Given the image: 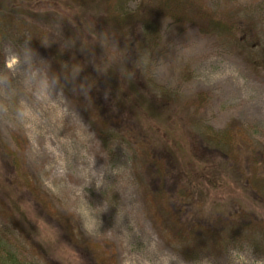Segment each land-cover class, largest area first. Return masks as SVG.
<instances>
[{"label":"rangeland","instance_id":"1","mask_svg":"<svg viewBox=\"0 0 264 264\" xmlns=\"http://www.w3.org/2000/svg\"><path fill=\"white\" fill-rule=\"evenodd\" d=\"M195 1L237 23V33L207 36L193 26L158 20L150 26L142 62L131 63L133 76L124 60L128 54L106 33L103 7H89L95 18L88 21L70 0H0V264H264V248L247 242H227L197 259L169 246L147 200L157 182L140 171L132 143L101 112L172 95L194 127L221 131L239 125L264 146V0ZM117 5L126 13L143 12L139 0ZM79 23L82 35H73L72 25ZM133 29L137 38V24ZM81 44L95 49L92 65L105 87L90 80L114 92L113 103L105 94L93 105L80 96L81 74L71 68L81 61L74 52ZM197 96L201 104L194 102ZM140 109L139 123L153 126L149 135L157 149L164 135L178 136L158 114L143 104ZM181 160L184 168L188 162ZM195 172L188 180L195 195L206 197V212L229 199L226 175ZM25 179L46 205L24 188ZM204 180L221 187L210 189ZM163 193L170 197L167 188ZM170 204L183 209L176 199ZM188 211L184 207L181 217Z\"/></svg>","mask_w":264,"mask_h":264},{"label":"trees","instance_id":"2","mask_svg":"<svg viewBox=\"0 0 264 264\" xmlns=\"http://www.w3.org/2000/svg\"><path fill=\"white\" fill-rule=\"evenodd\" d=\"M70 1L88 21L95 18L94 14L89 15V7H103L104 14L101 21H104L106 33L114 35L119 48H124L128 54L129 59L125 55L124 60L127 61L133 76L136 74L131 69L133 68L131 63L140 61V58L145 55L152 32L150 26L153 23L155 25L158 20H168L179 26H193L207 36L214 34L231 36L238 31L237 23L227 22L223 14L217 17L218 13L206 9L195 0H139L143 6L142 13L122 11L117 5V2L122 0ZM227 17L230 16L227 15ZM136 24L139 31L137 38L132 33ZM81 26V23L72 25L73 35H82L80 34ZM243 32L246 35L247 31ZM74 48L77 58L81 57L80 63L77 62L76 66L71 68L72 71L81 74V77L77 76L76 79L79 87H82L80 96L93 105L100 104L105 94V98H109V102L113 103L114 92L97 89L104 84L92 65L91 52L95 49L82 44ZM61 62L62 57L59 60V63ZM64 65L68 67L66 61ZM141 71L142 69L137 72L141 73ZM65 73L69 77L74 75L71 71ZM91 78L99 79L102 85L99 83L98 87L93 85ZM162 98L156 96L150 98L151 100L141 99L143 106L158 114L161 121L171 125L173 129L169 131L170 133L178 135L174 138L164 135V146L158 148L159 150L149 135L153 126L139 123L137 111L141 110L142 104L137 103L136 106L130 107L122 104V107H116V109L108 107L103 110L95 106L97 110H101L102 114L112 116L108 119L112 121L121 138L126 137L127 141L132 143V161L141 172L147 173L153 181L157 182L158 186L154 193L146 199L152 213V222L159 235L169 246L188 259L193 257L197 259L200 253L205 251L221 250L227 242L231 241L247 242L257 248H264V146L253 138L249 130L239 125H229L221 131L213 130L205 125L196 128L194 126L197 123L187 122L184 105H180L176 97L163 95ZM194 102L201 104L203 99L197 96ZM194 115L192 114L195 118ZM6 156L12 159V167L18 170L19 166L13 154L6 151ZM181 159L188 162V168L186 165L183 168ZM216 160H219L218 165ZM194 170L200 171V173L195 172L198 175L212 171L213 174L218 172L226 175V182L231 184H227L231 189L227 193L230 195H227L229 199L222 203L218 201L206 212L204 209L206 197L195 195V189L191 188L192 182L188 180V175H191ZM192 178H195V181L198 180L196 176ZM26 180L22 183L24 188L37 202L46 205L41 193H37L32 183ZM205 182L210 189L217 190L221 187L219 184ZM166 188L170 197L163 193ZM172 199H176V202L183 205V209H178L177 205L171 207ZM184 207H188L189 210L186 219L181 217ZM70 236L72 240L76 237L75 234ZM95 248L97 247L87 246L85 249L92 251Z\"/></svg>","mask_w":264,"mask_h":264}]
</instances>
